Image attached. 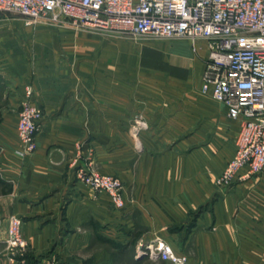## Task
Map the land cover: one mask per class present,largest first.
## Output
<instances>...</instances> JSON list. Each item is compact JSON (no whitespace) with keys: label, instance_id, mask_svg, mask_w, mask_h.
Returning a JSON list of instances; mask_svg holds the SVG:
<instances>
[{"label":"crops","instance_id":"1","mask_svg":"<svg viewBox=\"0 0 264 264\" xmlns=\"http://www.w3.org/2000/svg\"><path fill=\"white\" fill-rule=\"evenodd\" d=\"M207 57L203 39L195 48L0 14V241L17 215L30 264H171L137 255L156 238L188 264H264V171L216 184L240 124L200 91ZM28 87L44 117L36 150L21 156ZM82 167L121 178L125 208L80 180ZM98 235L137 240L119 254ZM0 264L18 262L0 252Z\"/></svg>","mask_w":264,"mask_h":264},{"label":"built area","instance_id":"2","mask_svg":"<svg viewBox=\"0 0 264 264\" xmlns=\"http://www.w3.org/2000/svg\"><path fill=\"white\" fill-rule=\"evenodd\" d=\"M23 17L27 24L44 20L106 35L130 38H190L207 42L208 57L200 81V91L223 103L228 115L239 120L236 152L217 177L216 184L230 187L237 180L261 175L264 171V0H0V13ZM19 111L18 134L26 156L37 148V134L43 109L30 97ZM139 127L146 126L142 117ZM78 177L97 191L108 193L112 204L125 208V186L121 178L82 167ZM22 219L9 217L7 251L26 264L31 251L22 233ZM138 255L171 264H188L187 254L177 252L162 238L145 243ZM43 264H58L56 257Z\"/></svg>","mask_w":264,"mask_h":264},{"label":"trees","instance_id":"3","mask_svg":"<svg viewBox=\"0 0 264 264\" xmlns=\"http://www.w3.org/2000/svg\"><path fill=\"white\" fill-rule=\"evenodd\" d=\"M0 185L2 186V191L5 192L7 190H9V186H8V183H6L5 181H3L2 179H0ZM98 237L101 238V240L105 241V242H108L110 243L111 245H113L115 248H119V254H122L124 253V251H128V247L130 245L132 246H135L136 245V238H132L131 241L126 245V244H121L120 242L118 243L117 241L111 239V238H107V237H103V236H99ZM31 254H32V251H29L27 254H26V264H30V260H31ZM116 251L113 253L114 257L116 258L118 255H119ZM136 254V253H135ZM17 259L19 260L20 257H17Z\"/></svg>","mask_w":264,"mask_h":264},{"label":"rangeland","instance_id":"4","mask_svg":"<svg viewBox=\"0 0 264 264\" xmlns=\"http://www.w3.org/2000/svg\"><path fill=\"white\" fill-rule=\"evenodd\" d=\"M1 15L2 14H6V15H10V16H18V15H15V14H12V13H5V12H1L0 13ZM21 17V16H20ZM124 37V36H123ZM135 39V38H134ZM190 40L191 42H192V40L190 39V38H178V39H153V38H138V39H136V40H139V41H167V42H173V41H177V40ZM193 43V42H192ZM191 84H192V80H191ZM208 97V96H207ZM209 98V97H208ZM125 198H126V196H125ZM8 224H9V220H8ZM7 231H8V226H7ZM7 235H8V233H7ZM7 235H6V238H5V240H4V242H1L0 241V252H1V254L3 255V254H5L6 253V255L7 254H9L8 253V251H7V243H6V240H7ZM137 255H138V252H137ZM139 256V255H138ZM18 257H19V255H18ZM141 257H146L147 259H149L150 257H148V256H144V255H141ZM156 261H165V260H161V259H155ZM58 262V261H57Z\"/></svg>","mask_w":264,"mask_h":264}]
</instances>
